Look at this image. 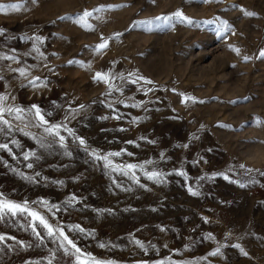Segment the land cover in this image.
Here are the masks:
<instances>
[{"label": "rangeland", "instance_id": "374dc122", "mask_svg": "<svg viewBox=\"0 0 264 264\" xmlns=\"http://www.w3.org/2000/svg\"><path fill=\"white\" fill-rule=\"evenodd\" d=\"M10 4L0 201L54 235L5 211L0 264H264V0Z\"/></svg>", "mask_w": 264, "mask_h": 264}, {"label": "snow or ice", "instance_id": "6c2138e0", "mask_svg": "<svg viewBox=\"0 0 264 264\" xmlns=\"http://www.w3.org/2000/svg\"><path fill=\"white\" fill-rule=\"evenodd\" d=\"M20 7H21V5H18V4H10V5H6V6L0 5V10H3L4 8L13 9V10H19ZM98 10H99V9H97V11H98ZM244 14L247 15V16H253V15H255V13L247 12V11H245ZM90 15H91L90 12L85 11L84 14H83V16L81 17V21H84L85 18L88 17V16H90ZM172 17H175L178 21H180V22H182V23H184V22H186V23H188V24H193V23H194L190 18L184 16L183 12H182V11H179V10H177L176 12H174V13L172 14L171 17H157L156 19H157V20H161V19H162V20L168 21V20H170ZM148 23H151V22L149 21ZM221 24H222V30H223V31H227V29H228V27H229L228 24H227V22H226V21H222ZM0 31H2V30H0ZM106 46H107V42L105 41L104 43H101V44L97 45V49H96V50H97V51H100V50L104 49ZM233 50L236 51L237 54H239V49H233ZM260 55H261V56H264V51H262V52L260 53ZM244 59H245V61H247V60L249 59V57H244ZM19 71H20V75H21V76H24V75H25V70H24V69H20ZM36 79L38 80L39 78L37 77ZM94 79H99V80H105V81H107V77H106L104 74H101V73H97V74H96V77H94ZM30 83H34V82H33V81H30ZM148 83H151V81H148ZM6 99H7V97H5V96H0V102L4 101V100H6ZM187 99H191V98H187ZM32 109L35 110V114H36V116L39 118V121L41 122V124H46L47 121H45L44 116L41 115L39 107L36 106V105H33V106H32ZM4 111H8V112L15 111V112H17V113H20V112H22L23 110L20 109V108H16V109H11V108L4 109V108L0 107V120L3 119V113H4ZM17 119H20V116H19V115L17 116ZM3 122H4L5 124L8 123L7 120H3ZM59 127H60L59 125H53L52 127H46V128L44 129V131H45L46 133H49V134L59 135V133H58L57 131H55V130L58 129ZM69 131H71V130H69ZM63 139H64V138L61 136V137H60V140L63 141ZM80 143H81V144H84V140L81 139V140H80ZM0 147H4V148H6L7 145H0ZM94 155H95V154H94ZM119 155H120L119 152H115V153H110V154H109V156H119ZM25 158L27 159V157H25ZM97 158L99 159L100 157H97ZM103 160L106 162V166H108V165H110V164L112 163V162L109 160L108 156H104V157H103ZM28 166L31 167L32 165L29 164ZM136 167H137V166H136V165H133V164H128V165L126 166V168H127L128 170H133V169H135ZM125 174H127V173H125ZM148 176H149V179H154V178H155V179H158L159 176H160V174H159V173H155V172H153V173H149ZM225 179H227V177H225ZM241 186L243 187V185H241ZM189 191L191 192L192 190L189 189ZM192 194H193V195H196L197 193L192 192ZM5 211L10 212L12 215H16L18 212H19V213H25V212H27L29 216H31V217H33L34 219L38 220L39 223H40L41 225H43V227H44L45 229H47V231H48V235H49V236L54 235V230H53L52 226H51L50 224H48V222L45 220V218H44L43 216H40V215H39L38 213H36V212L29 211L28 208H27L26 206H22V205H20V204H15V203H12V202H10V201H0V214L4 213ZM60 236H62L63 239H64L65 241H67V243H68L69 245H71L73 248H75V245L73 244V242H72L71 240H69L68 237H67L66 235H64V233H63L62 230H60ZM0 239H3V237H0ZM137 243H139V241H137ZM141 247H142V245H141ZM237 247H239V246L237 245ZM76 251L79 252L80 250L77 248ZM217 252H219V249H217L216 252L210 253V255H216ZM244 254L247 255V253H244ZM96 264H104V262L96 261ZM107 264H112V262L109 261V262H107Z\"/></svg>", "mask_w": 264, "mask_h": 264}]
</instances>
